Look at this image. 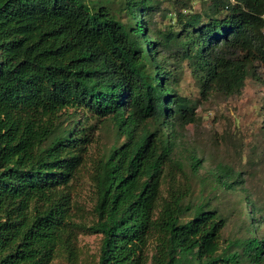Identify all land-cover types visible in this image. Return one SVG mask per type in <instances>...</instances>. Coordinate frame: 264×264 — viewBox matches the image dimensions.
Returning <instances> with one entry per match:
<instances>
[{"label": "trees", "instance_id": "obj_1", "mask_svg": "<svg viewBox=\"0 0 264 264\" xmlns=\"http://www.w3.org/2000/svg\"><path fill=\"white\" fill-rule=\"evenodd\" d=\"M113 1L0 0V264H81L82 232L102 236L90 264H264V236L224 240L226 219L188 200L176 122L195 111L160 62L149 1L117 12ZM185 17L186 35L167 37L187 45L204 94L240 93L249 67L264 66V0H215L205 20ZM93 147L88 223L72 193ZM210 173L218 186L241 182L222 166Z\"/></svg>", "mask_w": 264, "mask_h": 264}, {"label": "rangeland", "instance_id": "obj_2", "mask_svg": "<svg viewBox=\"0 0 264 264\" xmlns=\"http://www.w3.org/2000/svg\"><path fill=\"white\" fill-rule=\"evenodd\" d=\"M120 1H113V11L117 12ZM148 1L151 5L150 34L162 41L158 46L160 62L171 71L179 94L190 101L195 111L191 123L183 126L180 120L176 122L179 135L174 156L185 164L186 169V175L179 176L180 184L188 183L192 189L188 197L191 203H207L226 219L224 240L251 235L250 229L256 235L264 236V224H252L253 219L248 216L250 211H255L256 217L264 218V66L256 62L249 67L240 93L227 96L212 90L208 95L204 94L202 72L184 55L187 45L170 41L167 36L177 32L185 36L187 32L179 15H185V19L200 15L205 20L215 0ZM119 15L126 20L125 13L119 12ZM101 137L103 142L110 144L114 132L108 127ZM192 154L202 160L198 172L191 170ZM96 155V148H91L87 162L73 183L72 211L77 219L88 223L95 217L96 195L89 171L90 160ZM217 166L232 169L241 182L234 188L218 186L210 173V169ZM101 237L88 232L79 234L81 264L98 259Z\"/></svg>", "mask_w": 264, "mask_h": 264}]
</instances>
